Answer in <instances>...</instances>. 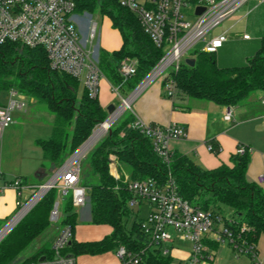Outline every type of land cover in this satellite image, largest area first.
Listing matches in <instances>:
<instances>
[{
  "label": "trees",
  "instance_id": "16d2710c",
  "mask_svg": "<svg viewBox=\"0 0 264 264\" xmlns=\"http://www.w3.org/2000/svg\"><path fill=\"white\" fill-rule=\"evenodd\" d=\"M75 4V11L97 10L106 15L111 26L119 31L121 46L112 51L100 49L99 67L110 84L133 90L163 55L162 49L143 31L137 17L117 0H75ZM191 55L193 65L181 63L169 73L177 87L173 108L190 109L177 102L184 98L234 106L252 92L264 91V35L241 64L220 65L215 53L199 48ZM124 57L137 60L135 74L125 81L118 71ZM165 81L166 78L162 86ZM79 85L77 78L49 67L42 47L17 42L0 44V92L15 88L28 100L45 104L53 112L50 136L35 139V144L41 148L45 162L55 170L107 117L98 96H89L83 87L79 91ZM133 120V114L127 111L110 127L85 156V169L80 176V183L87 189L90 222L108 225L111 231L98 240H76L77 212L68 196L62 204L60 221L61 225L69 224L72 228L66 252L74 256L95 255L115 251L123 245L140 254L138 264H171L174 259L160 248L148 247L141 227L143 218L135 216L128 225L129 218L135 215L128 204L133 194L121 179L110 174V154L117 157L130 179L152 177L163 183L170 176L183 199L203 209L228 210L234 219L230 227L237 237L255 242L264 233V189L246 176L249 153H233L229 163L210 169L177 151H172L170 160L164 162L153 151L150 140L132 126ZM56 197L57 190L49 189L0 240V264H29L50 253L47 240L32 254L17 260L49 227Z\"/></svg>",
  "mask_w": 264,
  "mask_h": 264
},
{
  "label": "built area",
  "instance_id": "2783aa9c",
  "mask_svg": "<svg viewBox=\"0 0 264 264\" xmlns=\"http://www.w3.org/2000/svg\"><path fill=\"white\" fill-rule=\"evenodd\" d=\"M117 1L137 17L143 31L163 51L152 70L140 81L138 90L131 93L134 88L127 97L122 98L123 102L132 95H138L149 83L155 80L162 83L165 78L164 94L173 101L177 87L169 74L170 71L177 70L181 63H185V58L191 55L188 52L194 50L198 43H201L198 47L201 51L217 52L228 36L226 31L212 33L213 30L246 0ZM75 8V0H0V44L17 42L29 47H42L51 69L77 78L89 96L96 97L100 80L104 78L99 67V47L96 50V44H93L97 25L88 18L83 25V16H78ZM198 8L202 10L198 12ZM190 16H193V19H189ZM82 28L85 29L84 32ZM136 66L135 58L124 57L121 60L118 71L124 81L135 74ZM110 88L119 94L121 84H110ZM7 94V101L0 102V140L4 130L14 122L13 113L23 110L27 105V97L17 89L10 88ZM131 102L127 107L130 112ZM232 115L233 109L228 106L223 118L231 121ZM133 116L132 126L150 140L155 154L164 162H168L172 154L170 141L186 137L185 127L176 122L162 125L144 121L134 114ZM207 148L213 150L211 144H207ZM250 151V148L243 144H238L235 148L236 154ZM77 152L72 153L54 171L47 185L41 188L45 191L44 194L51 188L57 190L50 221L59 220V205L68 196L71 197L75 209L88 202L87 189L80 183L82 154L74 158ZM110 166L111 175L121 179L127 190L133 194L129 206L135 208L141 202L149 205L148 214L141 224L148 239V247L160 248L163 254H170L171 247L167 244L174 240L170 229L175 230L180 239L190 242L188 258L173 259L171 264H205L206 260L211 258L205 240L211 234L216 241L231 244L237 254H245L252 260H257L255 242L237 237L231 229L230 225L234 223L232 216L200 208L183 199L177 193L170 176L163 183L152 177L134 180L130 179L128 174L118 172ZM258 181H264V174L258 176ZM8 186L16 190L18 207L22 205L16 213L18 216L36 196L33 195L25 204L22 203L25 197L23 190L30 186L24 183L21 177H15ZM56 229L57 234L51 243L50 253L41 256L43 259L39 258L29 264H77L76 257L66 252L72 237L71 226L62 224L56 226ZM115 255L119 264H138L141 260L139 253L132 252L123 245L116 248Z\"/></svg>",
  "mask_w": 264,
  "mask_h": 264
},
{
  "label": "crops",
  "instance_id": "0c3cea01",
  "mask_svg": "<svg viewBox=\"0 0 264 264\" xmlns=\"http://www.w3.org/2000/svg\"><path fill=\"white\" fill-rule=\"evenodd\" d=\"M227 19H229L230 24L220 29L219 32L226 31L228 39L215 52L217 62L220 65L235 64L233 61L229 63L226 61V53L228 52L221 55V50L231 41H241L243 46L241 47V53L245 55L244 61L247 56L254 52L261 36L264 35V0H246ZM86 21L84 18L81 19V22L84 23L83 25L86 24ZM82 31L84 32L85 29L82 28ZM244 35L248 36L244 37ZM119 37L118 46L108 51L118 49L121 46L122 40L120 33ZM190 57L193 56L190 55ZM244 61L239 62L238 60V63L241 64ZM103 80L107 90L111 91L110 82L105 77L100 82L103 83ZM99 102L105 109L109 105L108 101L99 100ZM177 102L181 105L189 106L190 109L173 108V101L165 96L162 83L155 80L149 83L133 98L131 112L148 122H156L162 125L169 122L182 124L186 129L187 135L184 138L171 140V150L186 154L205 168L210 169L217 167L221 163H229V158L235 153V148L238 144L248 146L251 151L249 153L250 162L246 176L248 180L256 182L264 189V181H258V176L264 174V91H254L242 102L231 106L233 109L231 121H226L223 118L224 112L228 107L226 105H220L208 100L189 98L180 99ZM14 130L15 127L8 126L4 130L0 140V222L3 224L5 222L8 223L19 208L17 205L18 197L16 190L8 186V184L15 177H21L23 182L30 186L24 188L23 194L30 191V188H33L37 184L27 178L22 168L23 161H25V164L28 161L27 153L23 154L22 151L17 152L13 159L5 161L6 165L4 166L3 160L5 156L9 153L11 154L13 148H16V150L20 148V146L9 145L8 143L10 134ZM207 144H211L213 150H208ZM109 158L110 174H112L110 165L117 169L118 172L126 173L123 165L114 154H110ZM50 170L51 172L55 171L51 167ZM46 175L47 173L44 169H37L34 172V176L39 179ZM141 206H146L149 211V205L146 202H141L139 206L133 208L135 212L133 217H138V211ZM80 207H82L81 214L90 221L89 203L87 202ZM76 212L78 221L77 209ZM222 213L232 216L228 210H224ZM56 234L57 229L55 228L49 236L51 243ZM75 239L85 241L84 239H78L76 237ZM205 244L208 252L211 254V258L207 259L205 264H264V233H261L255 241L258 251L256 261L245 254H237L228 242L216 241L213 234L206 238ZM167 245L171 247L170 254L174 259L184 260L188 258L190 246L185 251H180L174 246V240ZM75 257L77 264H119L114 250L95 255L79 254Z\"/></svg>",
  "mask_w": 264,
  "mask_h": 264
},
{
  "label": "rangeland",
  "instance_id": "374dc122",
  "mask_svg": "<svg viewBox=\"0 0 264 264\" xmlns=\"http://www.w3.org/2000/svg\"><path fill=\"white\" fill-rule=\"evenodd\" d=\"M78 16H83L85 19H89L90 22H95L97 25V34L96 38L93 41V44H98L99 50L105 49L109 50L112 48H115L119 44V32L118 30L111 27L110 19L106 15H102L99 11L95 10L93 12L91 11H75ZM189 19H193V16H190ZM229 19L224 20L220 25H218L212 33L219 32L220 29L225 28L228 26ZM201 46V43H198L195 48H198ZM241 47L242 43L241 41H231L228 43L222 50L221 55L226 53V61L234 62L235 64L240 61H244V54L241 53ZM191 51L188 52V54H191ZM238 57H240L238 59ZM243 57V58H242ZM82 84L79 85V91L81 90ZM132 91V90H131ZM127 90L125 86H121L119 90V94L108 91L105 87L104 80L103 83L100 82L99 85V92H98V99L101 101H108L109 104H113L114 106L118 107L121 102L122 98H125L129 95L131 92ZM8 99L7 91L0 92V102L5 103ZM129 111V108H126L119 116L116 118V120L110 125L112 127L118 120H120L125 112ZM107 116H108V111ZM107 118V117H106ZM13 120L14 122L11 124V126L15 127V130L12 134H10L8 143L9 145H17L20 146L18 148L19 150H16V148H13V151L11 154H7L3 160L4 166L6 165L5 161H10V159H13L15 154L17 152H23V154L27 153L28 155V161L25 164V161L22 163L23 171H25V175L27 178L33 182L37 183L34 185L33 188H30V191L25 192L24 198L22 203L25 204L33 195L37 192L39 189L40 184L38 183H45L47 182L52 174L50 166L45 160L42 158V151L41 148L35 144V139L37 138H48L51 134L52 125H53V112L49 110L45 104L32 102L27 99V105L23 110H17L13 113ZM98 125H96L94 128L96 129ZM93 131V130H92ZM109 131V129L98 139L97 142H95L91 148H89L86 152H84L81 157V171L85 169V156L87 153L103 138V136ZM90 136V135H89ZM72 154H70L68 157H70ZM67 157V158H68ZM12 161V160H11ZM44 164V165H43ZM37 169H44L47 175L43 178H37L34 176V172ZM54 170V169H53ZM28 197V198H27ZM62 204L63 201H61L59 205V220L57 221H51L49 227L47 230L42 233L40 236H38L36 239H34L24 250L23 252L17 257V260H21L30 254H32L41 244H43L45 241H50V234L55 230L56 226H60L61 218L63 215L62 210ZM22 206V205H21ZM21 206L18 208L16 213L19 211ZM78 211V221L75 225L74 229V235L78 239H99L100 237H103L106 233L109 232L110 227L108 225H96L92 224L89 220L84 218V216L81 214L82 207L76 208ZM81 211V212H80ZM15 213V214H16ZM148 214V208L146 206H141L140 210L138 211V217H146ZM133 220V216H131L128 220V225ZM7 222L4 224L0 222V230L5 226ZM3 230V229H2ZM1 232V231H0ZM170 232L172 236L174 237V246L178 248L177 250L185 251L190 245V242L187 240H183L179 238V234L173 230L170 229ZM48 245H51V242H48Z\"/></svg>",
  "mask_w": 264,
  "mask_h": 264
},
{
  "label": "bare ground",
  "instance_id": "6f19581e",
  "mask_svg": "<svg viewBox=\"0 0 264 264\" xmlns=\"http://www.w3.org/2000/svg\"><path fill=\"white\" fill-rule=\"evenodd\" d=\"M134 95H132L130 98L125 99L120 105L119 108L113 112L110 117L107 120H104L102 123H100L97 128L93 129L90 137L86 140L82 148L77 152V154L74 156V158L78 157L79 155L83 154L86 152L91 146L98 141V139L108 130L109 126L118 118V116L130 105V102L132 101ZM43 189L41 192L36 195V197L28 204L26 209H24L8 226H6L3 230L0 232V240L4 237V235L7 233V231L10 229L12 226V223H14L19 217L25 213L27 208L31 206L35 200L40 196L42 193Z\"/></svg>",
  "mask_w": 264,
  "mask_h": 264
},
{
  "label": "water",
  "instance_id": "95a60500",
  "mask_svg": "<svg viewBox=\"0 0 264 264\" xmlns=\"http://www.w3.org/2000/svg\"><path fill=\"white\" fill-rule=\"evenodd\" d=\"M202 10V8H198L197 9V11L198 12H200ZM95 49L97 50L98 49V44H96V46H95ZM185 63L187 64V65H189V66H191V65H193L194 64V58L193 57H187V58H185ZM140 84H141V82L135 87V89L131 92V93H134L135 91H137L138 90V88H139V86H140ZM119 107V106H118ZM118 107H115L113 104H109L107 107H106V110L108 111V116H107V118L105 119V120H107L109 117H110V115L118 108ZM109 130H110V126H109V128H108ZM91 135V134H90ZM90 137V136H89ZM88 137V138H89ZM87 138V139H88ZM86 139V140H87ZM86 140L73 152V153H75L76 151H79L80 149H81V147L84 145V143L86 142ZM47 183H48V181L47 182H45V183H43V184H41L40 186H39V189L37 190V192L34 194V196H36V195H38L40 192H41V188L42 187H44V186H46L47 185ZM44 192L45 191H42V193L40 194V196L37 198V200H35L34 201V203L31 205V207L32 206H34V204H36V202L44 195ZM31 207L28 209V211L31 209ZM27 211V212H28ZM26 212V213H27ZM26 213H24L21 217H19L14 223H12V226L10 227V229L7 231V233L16 225V223L26 214ZM17 216H16V214L10 219V221L6 224V226H8L15 218H16ZM5 226V227H6ZM4 229V228H3ZM2 230V229H1ZM0 230V231H1ZM6 233V234H7ZM5 234V235H6ZM4 235V236H5ZM40 259H43V257H40Z\"/></svg>",
  "mask_w": 264,
  "mask_h": 264
}]
</instances>
